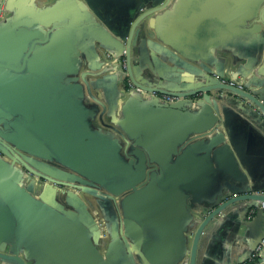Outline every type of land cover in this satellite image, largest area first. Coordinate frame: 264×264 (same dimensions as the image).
<instances>
[{
    "label": "crops",
    "instance_id": "0c3cea01",
    "mask_svg": "<svg viewBox=\"0 0 264 264\" xmlns=\"http://www.w3.org/2000/svg\"><path fill=\"white\" fill-rule=\"evenodd\" d=\"M162 1H9L10 13L0 17V73L8 90H24L29 103L47 109L36 116L25 108L10 132H29L48 153L52 145L64 146L76 129L106 154H98L102 162L95 178L48 163L52 179L72 185L61 186L63 191L0 178L5 192L0 190L1 253L16 251L25 264H190L195 213L220 204L230 186L256 185L264 194L260 111L256 117L221 102L227 112L206 130L215 115L197 114L182 104L161 108L125 98L122 110L109 108L117 86L124 84L100 75L108 53L102 40H119L123 18L140 17ZM251 1L171 0L143 23L146 35L132 50L136 82L189 92L204 81L195 74L203 67L264 89V26L256 20L238 26ZM127 86L135 87L130 80ZM60 115L67 121L57 127L54 116ZM219 162L225 170L216 169ZM231 164L244 181L231 176ZM247 204H240L241 212ZM233 210L199 240L196 264L251 260L264 234V214L257 210L247 226L243 214Z\"/></svg>",
    "mask_w": 264,
    "mask_h": 264
},
{
    "label": "water",
    "instance_id": "95a60500",
    "mask_svg": "<svg viewBox=\"0 0 264 264\" xmlns=\"http://www.w3.org/2000/svg\"><path fill=\"white\" fill-rule=\"evenodd\" d=\"M9 1L10 0H5L4 15L10 13L8 6ZM170 2L171 0H163L153 9L145 11L140 17L135 16V14L127 15L126 18H123L121 27H118L120 33H117V37H119V40L114 38H105L102 40L108 53L104 56L100 75L104 77V81L111 80L116 86L119 82L124 84L121 89L117 86L118 95L112 100V102L108 103L109 108L113 107L115 110H122L126 104L124 102L125 98H141L142 100L151 102L155 106L161 108L174 107L182 104L188 109L194 111V113L202 114L206 111L208 114L215 115L211 124L206 127V130L211 129L219 123L221 111L223 114L227 112L225 106L220 108L221 102H225L230 106L240 107L244 111H249L256 117H258L257 111H260L264 115V89L256 91L246 86L245 83H243L244 89L225 84L221 80L227 79V76L218 69L212 70L202 67L199 73L195 70V74L199 78H202V80L204 79V81L199 88L189 92H169L168 88L164 86H151L150 82L145 83L150 87L147 88L145 86H140L136 82L134 68L132 66V50L137 46L139 42L138 40L141 37L144 38L146 35L147 28L143 23L146 18L165 10ZM263 6L264 0H252L249 4L250 11L242 17L239 22L237 21L239 24L238 26L246 25V22L252 20L258 21L260 27L264 26ZM166 52L169 53L170 56H175V54L168 52L167 50ZM124 64L126 67H124ZM0 78H2L0 79V178H18L21 181L26 179L30 181L31 186L33 187L35 185L47 186L52 184L61 191H63L60 188L61 186L72 187L71 184H66L64 179L62 182L52 179V177L46 172L48 171V163L50 162H54L52 165H62L67 168L70 173L76 172L87 178H95V175L92 174H95L96 166L100 165L102 162L100 157H98V154L105 155L106 153L100 150V148L94 144L93 140H87L82 136H78V130L71 129L69 131L68 138L70 140L68 139L64 146L57 144L52 145L53 150L50 151L51 154H48L50 152L45 153L40 150L38 147H43V145L37 143L38 140L29 132L20 131L19 129L18 135L10 132V127L13 128L15 126V122H13L14 117L16 115H23L27 112L25 108L33 109L30 113L33 112L34 114H37L36 116H42L47 113V109L43 104L36 105V103H29L27 99L28 95L24 90H8L9 88H6V83L3 79L5 78L3 73H0ZM238 78L239 76L232 75L229 79L239 81ZM128 80L133 83L135 88H141L147 93L177 96L181 98V100L171 104L164 102L159 96H144L134 90L129 91V87L127 86ZM114 83L112 84L114 85ZM104 86L112 91L111 85L104 84ZM10 92L19 96L20 99L18 101L13 100L10 96ZM63 117L65 116H54L55 126L59 127L63 124L64 120L67 121L66 119H63ZM229 140L231 144H234L232 143V139ZM234 148L235 153L242 164L244 159L240 154L242 151L239 153L236 145ZM221 168L225 170V165L222 163L220 165L219 162V166L216 169ZM247 171L248 173L250 172L249 169H247ZM229 173L235 180L244 181L243 174L237 170V167L234 164H231L229 167ZM31 186H29V189L32 188ZM0 190L4 192L2 187H0ZM228 190L230 191V194L224 196L220 204L213 206L208 212L195 213L194 217H196V220L194 229L197 228V230L190 264H196L199 240L202 237L207 236L209 231H212L219 225L222 218H224L226 210L234 208L233 211H235V213H242L244 218L243 223L247 226H252V223L255 222L256 219L253 222L252 220H248V214L252 208H258L259 204L264 202V194H259V188L255 185L250 188L247 186V190H242L239 187L230 186ZM234 194H238V196L233 197ZM243 202H247L248 204L241 212L240 204ZM260 214H264V210L259 209L257 215ZM263 241L264 234L256 244L254 252ZM0 264H25V262L23 259L19 258L16 251H11L10 255L0 252ZM258 264H264V249L261 257L258 259Z\"/></svg>",
    "mask_w": 264,
    "mask_h": 264
},
{
    "label": "built area",
    "instance_id": "2783aa9c",
    "mask_svg": "<svg viewBox=\"0 0 264 264\" xmlns=\"http://www.w3.org/2000/svg\"><path fill=\"white\" fill-rule=\"evenodd\" d=\"M4 13H5V0H1V1H0V17H2V16L4 15ZM124 67H126L125 64H124ZM221 81H222L223 83H225V84H229V85H231V86H235V87H237V88H239V89H244V87H243V83L240 82V81H235V80H232V79H229V78H227V79H222ZM130 90H132V91L134 90V91H136V92H139V93L143 94L144 96H149V95L159 96L164 102H166V103H171V104H174V103H176V102H178V101L181 100V98H179V97H177V96L158 95V94H155V93L150 94V93H147V92H145V91H142V90L139 89V88H135V87H133V86H130V87H129V91H130ZM259 209L264 210V202H261V203L259 204V207H258V208H252V209L250 210V212H249V214H248V219L251 220L252 218H254V216H255L256 213H257V210H259ZM263 249H264V241L258 246V248H257L256 251L254 252V254H253V256H252V258H251L250 261H252V260H258V259L261 257V255H262ZM248 262H249V261H248ZM241 264H247V262H243V263H241Z\"/></svg>",
    "mask_w": 264,
    "mask_h": 264
},
{
    "label": "trees",
    "instance_id": "16d2710c",
    "mask_svg": "<svg viewBox=\"0 0 264 264\" xmlns=\"http://www.w3.org/2000/svg\"><path fill=\"white\" fill-rule=\"evenodd\" d=\"M247 264H258V260L249 261V262H247Z\"/></svg>",
    "mask_w": 264,
    "mask_h": 264
}]
</instances>
